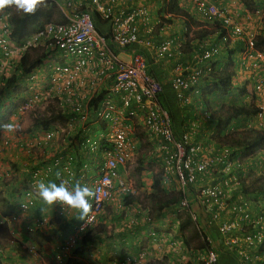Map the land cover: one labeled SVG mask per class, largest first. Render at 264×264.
Returning <instances> with one entry per match:
<instances>
[{"label":"built area","instance_id":"obj_1","mask_svg":"<svg viewBox=\"0 0 264 264\" xmlns=\"http://www.w3.org/2000/svg\"><path fill=\"white\" fill-rule=\"evenodd\" d=\"M51 1L66 20L45 22L21 42L9 38V13H0V78L14 71L26 48L41 46L49 51L47 61L21 77L23 101L17 111L19 115L32 113L33 119L52 117L41 127V139L30 142L33 134L27 133L29 139L16 137L13 141L32 162L25 164L29 177L17 196L16 213L2 220L10 225L19 221L21 213L33 205L36 183L45 182L47 175L57 184L64 180L69 187L77 181L87 185L95 191L87 222L78 219L71 227L75 235L52 247L55 262L72 258L77 236L95 224L107 204L137 195L123 173L135 160L139 128L153 143L161 184L180 194L170 214L174 221L166 222L162 232H150L151 241L166 242L165 246L175 249L174 235L179 233L176 215L188 210L195 221L194 204L202 210L207 229L214 227L217 233L216 240L209 235L203 238V253L197 257L203 264H218L219 247L231 252L236 264H264V211L252 213L250 202L238 193L247 162L233 152L235 149L195 139L199 122L210 119L203 108L198 115L192 112L191 118L182 120L175 132L168 108L160 101L162 83L148 72L146 53L137 49L144 46L153 50L152 58L171 64L169 90L179 107H187L200 93V80L211 72L212 62L228 47L229 40L239 41L235 72L240 69L248 75L245 82L251 83L256 107L255 114L246 118V127L264 131V48L256 47L257 33L239 23L238 13L222 5V0H189L196 14L216 28L213 38H201L197 47L186 53L181 50L182 36L165 34L167 25L159 17L150 20L145 0ZM95 17L105 23L104 30L96 26ZM117 52H126L128 59H120ZM250 117L256 120L254 124ZM10 140L0 134L2 149ZM74 147L89 156L86 162H77ZM3 177L7 172H0V180ZM132 208L147 220V206L123 205L126 212ZM69 214L62 213L59 205L54 207L53 215L59 221ZM29 224L26 231L38 229L43 234L51 225L44 214ZM145 254L143 249L137 257L126 254L106 264L139 263Z\"/></svg>","mask_w":264,"mask_h":264},{"label":"trees","instance_id":"obj_2","mask_svg":"<svg viewBox=\"0 0 264 264\" xmlns=\"http://www.w3.org/2000/svg\"><path fill=\"white\" fill-rule=\"evenodd\" d=\"M154 1H155V4L158 5L156 9V13L159 16H163L167 14L166 17H161L160 19L161 23H170L173 18H176L182 22L184 28L186 29L185 36L184 34L181 35L182 36L181 50L183 51V48H184L185 51L183 52H186V53L194 50L197 47L198 42L196 40L194 43H192V41L191 43H189V40L186 41L187 31L189 32L192 26H194L196 23L194 21V18L190 14V11L181 7L179 5V0H154ZM260 1H264V0H260ZM240 2L246 9H248L251 6L250 0H241ZM145 3L149 4V1L146 0ZM256 4H258V2L253 1V5L256 6ZM6 10L9 13L8 14V25H9V31H10L9 38L16 42H21L23 41L24 38L29 37L45 22H49V21L63 22L66 20L65 17L56 8V6L51 0H45V4L40 6L34 15H25L22 12L17 11L14 7L8 8ZM97 20L98 19L96 17L95 19L96 23H97ZM191 32L193 33L192 35L193 37H190L192 39H197L198 36L199 38H201V37L208 35L205 29H200L199 26H196L194 28V31L192 30ZM169 36H172V35H169ZM237 45L239 46L238 50L236 49L234 51L233 49L232 53L238 52L237 54H239L241 43L238 41ZM185 46L189 47L190 50H188V48L186 50ZM256 47L260 49L264 47V37L262 34L258 35V41L256 42ZM48 52H46L44 48L41 46L26 48L20 54L19 60L16 64L14 71L10 75L5 76L6 79L1 78L0 97H3V98H0V125H2L5 120H7L6 118H8L12 110L14 111L17 105L22 103L23 101V99H20V102L16 103V101L14 100L16 94L19 93L18 91H19V86L21 85L20 84L21 79H22L21 77L24 74L31 72L33 69L39 67L43 61H47L48 60L47 58L49 55ZM230 54H231V49L225 50L223 54V57H226L224 61L229 64L231 61L230 59L234 61L232 57H229ZM221 57L222 56H219L215 61L212 62V65H211L212 70H213L214 62H216L217 60H220ZM224 61L217 62V64H223ZM234 62L235 64H237L236 63L237 58ZM148 72H150L149 68H148ZM233 73L231 69H224L222 72H219L216 77L212 75L211 78H215V79L213 80L210 79L211 80L210 85H208L209 83H203V86L200 88L201 93L198 94V96H195V98L193 97L192 104L190 106H187V107L182 106L180 108H178L175 104H173L167 98V96H165V95H168L169 90L166 87V83L163 84L161 82L163 92H164V97L162 94L160 101L166 104L168 108V111L172 118V124H173L175 132H178L176 130L177 126L178 124L182 122L177 119L176 112L178 113L181 112L182 114L181 118L183 121H185L187 118L192 117L191 114L195 110V109L192 110L193 108H196L198 106L205 108L206 105H209L212 101H215L213 100V98L218 99L217 97H213L212 100L207 99L205 96L207 93L211 95L216 94L218 97L222 99V97L229 92V88H231V85L236 81L237 74H233ZM160 79L162 80V78ZM207 80L208 79L205 77L203 78L202 82H207ZM202 93H203L202 96H204V98L201 96ZM22 94L23 92L20 91L19 95H22ZM196 102L198 104H196ZM5 106H6L7 113H9V110H11L9 115H3V110ZM225 112L226 114L223 117L212 115L213 116L212 118L215 121L213 122L211 120L209 121L210 123L209 130H211V127H213L215 131V135L218 138H223L225 136L224 132L228 130L229 128H231L230 126H232V122L236 121L238 117L245 118V117L254 115L256 112V108L254 106L251 107V106L233 105L232 107L227 108ZM53 117H54L53 119H55L57 116H53ZM51 118L48 120H46L47 118H40V117L34 118L33 125H39L40 127L42 126L46 127L48 124L46 122H49L50 120H52ZM207 122L208 121L202 122V123L201 121L199 122V127L195 135V139L203 143L209 142V140H211L213 137V136L209 137L208 135H206ZM239 133H240V139H236L235 141L236 142L235 144H237V150L233 151L236 155L243 157L245 155L250 154L251 156L256 150L258 149L260 150L264 147V131L248 128L244 131H240ZM228 136L229 135L227 133L225 138H227ZM212 143L215 144V142L213 141ZM149 188H150V191L148 192L146 197L148 198V201L153 206L155 210V215H157V219L162 220L161 218H166L169 223H172L174 219L170 216L171 210H172L173 205L177 203L180 194L174 190H169L165 188L160 182L159 174L153 175L152 182ZM238 193H241L242 197L250 202L249 205H250V209L252 213H259L261 211H264V175L262 173H258L257 175H248L244 179H242L241 187ZM137 196L138 195L129 194L127 195V197H123L121 199L122 200L121 205L126 206V205H132L135 203H139L143 207L144 203H141L137 199ZM1 200H4V199H1ZM3 204L6 205L7 208L3 209L1 213L2 216L7 215L8 213L12 212L13 209L14 210L16 209L15 205L13 204H8L5 201L3 202ZM8 207H9V211H7ZM149 210L151 212L150 208ZM35 211L39 213L40 207H36ZM123 212H124L123 215L125 218V222H127L126 226H128V229L130 228L131 230L135 229L134 225L138 221V217H137L138 213L136 212V210L132 208L131 210H129V212H126L123 209ZM52 217H55V216L53 215ZM131 217H135V218L132 220V222H129L130 220L129 218ZM176 219L178 221L177 228L179 231V233L177 232V234L174 235L176 246H175V249L171 247L166 249L165 248L166 244L165 243L163 244L165 249L164 251L160 253L162 254L163 252L166 251L165 253H163L165 255L162 254L163 256H166V261L164 262V264H203V262L197 258L199 255L203 253V249H204L203 238L204 236L209 235V236H212V238L216 240L217 233H215V228L211 227L207 229V227L205 226L207 230L212 231V234H208L207 230L206 232H203L202 227L199 224L201 222H204L205 220V216L202 210H200L198 215L195 217V221L192 220L188 210L183 211V215L181 216L177 214ZM70 224L71 223H68V226ZM195 224L198 229H195L193 227ZM145 225H147V223ZM63 228L66 229L67 225L65 226L61 225L58 227V229L60 230H62ZM189 228H192V230L195 229V231L192 232L191 229L188 231ZM146 231H148V229H146ZM183 231H188L189 234L183 235L182 233ZM26 232L27 234L24 235L25 238L23 235H21L18 242L19 243L22 242L21 241L22 239L24 241L30 240L32 243H34V241H32V239L34 238H30V236L28 235L30 232L29 231H26ZM33 233L37 235L38 237L44 238V240H49L47 237H43V234L38 229L33 231ZM30 235H33V234H30ZM93 236H96V235H95V228L92 227L91 229L87 230L85 234L81 237L80 244L73 249V253L82 255L86 250L85 249L86 243L89 242V240ZM196 236L200 237V242L198 241L197 243L194 244L191 242V240L196 239ZM0 239L6 240V241L14 240V237H12L10 230H9V224L5 220L0 221ZM2 256H3V253L0 252V264L4 262V259ZM110 260L112 259H109L108 261ZM64 263L65 264H81L79 261H76L75 258H68L65 260ZM217 263L218 264L220 263L219 256H218Z\"/></svg>","mask_w":264,"mask_h":264},{"label":"rangeland","instance_id":"obj_3","mask_svg":"<svg viewBox=\"0 0 264 264\" xmlns=\"http://www.w3.org/2000/svg\"><path fill=\"white\" fill-rule=\"evenodd\" d=\"M146 1V0H145ZM241 0H224L221 4L222 5H227L229 6L230 10H232L233 12H237V16H236V20L241 23L246 29H250L252 31H255L257 33V38H256V42L258 41V35L259 34H263L264 33V1H260L258 2V4H256V6L253 5V1L254 0H250L251 2V6L248 9H245V11L240 12V10H238V4H240ZM248 2V1H247ZM56 6V4H54ZM235 6H237V8H235ZM57 9H59L56 6ZM242 8V7H241ZM192 11V9H191ZM256 11V12H255ZM193 12V11H192ZM190 13L192 15V17L194 18V21L196 22L194 26H192L191 30L188 32L187 31V36H188V40L190 37H193V33L191 32L192 30L194 31V28L196 26H200V29H205V31H208V35H210V33L214 34V29L215 24L214 23H209L206 21H202L201 17L198 16L196 13ZM54 18V17H53ZM176 18H173L171 20V22H173ZM170 22V24H171ZM251 22L252 25L249 23ZM168 25L165 28V31H168L169 28V24H165ZM201 25H205V26H201ZM158 26V25H157ZM156 26V28L154 29V34L157 33L158 31V27ZM183 29V28H182ZM255 29V30H254ZM186 30V29H185ZM184 31V29H183ZM186 32V31H184ZM182 32V34L184 33ZM168 35H172V33H165ZM195 34V33H194ZM206 35V36H208ZM196 36V35H195ZM200 38L197 37V40H199ZM195 40V39H193ZM237 40H229L228 42V47L225 46V49L222 51L221 55V59L217 60L216 62H214L213 65V70H211L210 73L206 74L205 76L202 77V79L200 80L198 89L199 92L201 91L200 88L203 86V83H209L208 85L211 84V80L210 79H215V78H211L212 75H214V77H216L218 75L219 72H222L224 69H231L233 74H237L236 76V81L231 85V88H229V92L224 95L222 97V99L220 97H218L216 94H206V98L209 100H212L213 97H217L218 99H214L215 101H212L209 105H206L205 109L208 113H209V117L210 120L213 122L215 120H213V116H219V117H223L226 112L225 110L229 107H232L233 105H241V106H251L253 107L255 105V99L252 97L251 95V91H250V82H245L244 79L248 78V75L244 72H242L240 69H238V72H235L238 68V64H235V60L236 58L238 59V52L232 53V50L234 49V51L236 50V48L233 47V44L236 43ZM186 50L189 47H186ZM264 48V47H262ZM227 49H231V54L229 55V57H232L234 59V61L232 59H230V64L226 63L224 60L226 59V57H223V54L225 52V50ZM238 50V49H237ZM150 59V58H149ZM151 62V59L149 60ZM223 62V64H217V62ZM237 63V62H236ZM8 76V75H7ZM207 78V82H202L203 78ZM1 78L6 79L4 76H2ZM0 78V79H1ZM4 81V80H3ZM240 81V82H239ZM21 85L19 86V93L16 94L14 100L16 101V103L20 102V99H23L22 96H19L20 94V90L23 92V84L20 83ZM40 86H38L39 88ZM243 89V90H242ZM201 93V92H200ZM199 93V94H200ZM203 95V93L201 94V96ZM204 98V96H202ZM195 98V96H194ZM196 104H198L196 102ZM18 106V105H17ZM198 106V105H197ZM16 112L17 111V107L15 108ZM11 112V110H9V113ZM194 112H196V114L198 115L201 112V107H196ZM9 113H7L6 111V106L4 107L3 110V115H9ZM23 114V113H22ZM21 114V116H22ZM25 114V113H24ZM7 117V116H6ZM19 117V116H18ZM33 118V116H32ZM251 118V124H254L256 122V120L252 117ZM7 120H5L3 122V124L6 123H11L10 119L6 118ZM209 120V121H210ZM20 123H22V119L21 117H19V119H16L14 121V123H12L15 127H21ZM245 124H246V120L243 119L242 117H238L236 121L232 122V125H234V127H236L238 130L237 131H233V132H229V130L225 131V136L228 133V137L225 138V136L223 138H218L215 135V131L214 128L211 127L210 133H209V137L213 136L211 140H209L210 143L215 142L216 146H228L230 149L233 148H237V144H235L236 139H240V131H244L247 129V127L245 128ZM3 130V129H1ZM224 135V134H223ZM137 136H138V140L135 143L136 146V154H135V160L133 161V163H131L130 165H128L125 170H124V176L126 178L127 181H129L132 186L138 191L137 192V199L141 202L144 203L145 205H147L150 209L151 212H149V215L147 217V229L148 231L145 232V236L143 237L142 234H140V238L138 239L139 241H137V243L140 245L141 248L146 247V245L148 244V239L151 240L149 233L150 232H154V233H159L165 230L164 225H160L159 221L157 220V215H155V210L153 208V206L151 205V203L148 201V198L146 197V195L148 194V192L150 191V184L152 182V177L155 174H159V170H158V164L157 162L154 160L153 155H152V146L153 143L150 142L147 139V136L144 134V132L142 131V129H137ZM214 144V143H212ZM3 146H0V151H2V153H4V155L0 154V164H4L7 165V168L9 171H11V173L15 172L17 170V165L12 162V160H10L8 157H6L5 153L7 152L6 149L7 148H3ZM2 149V150H1ZM261 152H264V147L262 149H258L256 150L251 156L250 154L243 156V160L247 162V170L244 173V177L248 176V175H257L258 173H262L264 175V153L261 154ZM36 154V153H35ZM262 155V156H261ZM11 157V155H8ZM88 155L85 156V159H88ZM28 160V159H27ZM1 167V165H0ZM16 181V178H12V175H10L9 177H3L0 180V220H2L4 216L1 215L3 209H6V205L3 204V202H7L9 203V200L11 199L9 194H12L13 192V188H14V182ZM4 199V200H1ZM117 203L116 206H114V209L111 206H106L104 208V210L102 211V213L108 209L107 213L110 214V212L115 216L114 219H110L108 221H103L102 223H99L98 226H96L95 229H99L100 231H102L104 238H108L109 240V235L111 236L112 233H116L117 231H119V233H122V231L124 232L125 230H130L128 229V226H126L127 222H125V218H124V212H123V205L119 204L120 202H122V200L120 201V199H116ZM115 203V201H114ZM108 207V208H107ZM9 211V207L8 210ZM11 213V212H10ZM180 216L183 215V210L180 211L178 213ZM127 220V219H126ZM49 222L51 223V225L47 228L48 232L46 234L43 235V237H47L49 240H44V238L42 237H38L37 235H35L33 233V231H29L30 233L28 234L30 236V238H34L32 239V241H34V243H32L30 240H25L22 242H18L20 235H17L14 237V240L12 241H6L3 239H0V249H3L6 251L8 250H12L11 252V257L14 255L13 253H21V254H25L29 257L30 260H36L39 261L40 258H43L45 260L44 264H65L63 263V259L60 262H52L50 260V252L46 251L45 254L39 252L40 251V247L43 246L44 243H50L53 245V238L54 234L57 231V225L59 220L56 219L55 217H52V214L50 215L49 218ZM158 223V224H157ZM125 225V226H124ZM132 225V224H131ZM137 227V225H136ZM135 227V229H136ZM195 229L196 226H193ZM126 228V229H125ZM124 229V230H123ZM133 229V230H135ZM192 230V228H189V230ZM192 230L193 231H195ZM188 231H183V235H187L189 234ZM60 232V231H59ZM51 233V234H50ZM33 234V235H30ZM49 234L51 235V237L49 236ZM33 236V237H32ZM78 239L81 237L80 235L77 236ZM76 237V238H77ZM63 238L59 237V239H57V241H62ZM55 240V239H54ZM200 242V237L196 236V239L191 240L192 243H197ZM53 242V243H52ZM166 244V242H164ZM51 245V246H52ZM29 247H31V251L29 252L28 249ZM11 248H15V249H11ZM49 248V246H48ZM87 251L89 252L91 251L93 254H97V250L94 247H90L89 245L86 246L85 248ZM95 249V250H94ZM147 251V250H146ZM13 252V253H12ZM7 254V252H5ZM165 253V252H163ZM4 255V253H3ZM165 255V254H163ZM152 257L150 260L148 259L146 261V264H150V262H152V264H161L166 261V256H162V254L158 255V256H150ZM158 257V258H157ZM109 259V258H108ZM76 261H79L81 264H90V258L87 257H81L80 260H78L77 258H75ZM155 260V261H154ZM95 261H97L95 259ZM174 263V261H173ZM39 264H42V262L40 261Z\"/></svg>","mask_w":264,"mask_h":264},{"label":"crops","instance_id":"obj_4","mask_svg":"<svg viewBox=\"0 0 264 264\" xmlns=\"http://www.w3.org/2000/svg\"><path fill=\"white\" fill-rule=\"evenodd\" d=\"M148 1H149V4H146V7L149 11L150 20H153L156 17H159V15L156 13V9H157L158 5L155 4L154 0H148ZM222 1H224V0H222ZM254 2H259V0H254ZM179 5L185 9H187L188 11H190V13L192 12L189 0H179ZM240 5H241V3L237 5L239 8L238 10L245 11L246 8L242 6L244 8L243 9L240 7ZM237 6H235V8H237ZM5 11L8 12L7 10H5ZM248 11H249V9H248ZM163 16L166 17L167 14L163 15ZM163 16H160L159 19ZM95 19H96V17H95ZM249 23L252 25L251 22H249ZM97 26L100 29L104 30L105 23L98 19L97 20ZM201 26H205V25H201ZM183 27L184 26H183L182 22L179 19H175L173 22H171V24L169 23L168 31L167 32L164 31V32L165 33L170 32V34L172 33V37L181 36L182 32H183V29H182ZM206 32L209 33L208 31H206ZM262 35L264 37V33ZM184 36H185V33H184ZM208 37L213 38L214 34L210 33V35H208ZM202 38H205V36ZM195 40H197V39H195ZM195 40L190 38L189 43H191V41H192V43H194ZM186 41H188V36H186ZM233 47L236 49L239 48V46L237 45V42L233 44ZM137 49H139L140 51H144V53H146V57H147V61H148V68H149L150 73L153 76L158 77L159 80H161L160 78H162L161 82L163 84L166 83V87L169 90L168 83H167V76L169 75L168 73H169L171 64L165 63L162 60H157L154 57L152 58V56H153L152 51L153 50L150 51L148 48H146L144 46H141ZM183 51H185L184 48H183ZM116 54H118L119 58L122 60L128 59V54L126 52H122V53L117 52ZM149 58L151 59V62L149 61L150 60ZM166 87H165V89H166ZM22 95H19V96H22ZM165 96H167V98L173 104H175L178 108H180L176 104L170 90L168 92V95H165ZM163 97H164V92H163ZM0 98H3V97H0ZM194 109L195 108H193L192 110H194ZM18 116L21 117V119H22V123H20V126H22V128L21 127H15V131H12V132H8L6 130H0V134L7 135L9 137V139H11L10 140L11 143L7 147V149H6L7 152L5 153V155H6V157H8L10 160H12V162H14L17 165V170L15 172L11 173V171L8 170L7 165H4L3 163L0 164L1 165V167H0L1 173L7 172V177L12 175V178H16V181L13 184L14 185L13 190H15V191L18 190V192H13L12 194H9L11 199L9 200L8 204H13V205H15V202L19 200V199H17V196H19L21 194V192L23 191V189H25V188H23L25 186L24 181L27 180V178L29 177L28 174L26 173L27 170H26L25 164H27V162H30V163L32 162V161H30V159L28 157L29 155L28 154L26 155L24 153V150H22L19 146H16L13 141L16 137H23V139L25 137L26 139H29L27 133L33 134V137H31L28 140L30 142H31L32 138H33L32 141L35 142V141L41 139V136H42L41 127L39 125H33L34 119L32 118V116H33L32 113H28V112L25 114L23 113L21 116L16 112V110H14V111L12 110V112L8 116V119L11 120L10 121L11 123H14V121L16 119H19ZM181 116H182L181 112L180 113L176 112V117L179 121H182ZM180 124H178V126H177V129H176L177 131H179V129H180ZM209 124L210 123L208 121L206 124V129H207L206 135H208L210 133V130H209L210 125ZM2 151H0V154L4 155V153H2ZM72 151L74 152L73 155H75L74 157L76 158L78 163L81 164V163H84L87 161V159H85V156L87 154H84L83 150H80V149L74 147L72 149ZM8 155H11V157ZM49 182H55L56 183V179L51 175L50 176L47 175L45 177V183H49ZM42 206L43 205L41 204V202L37 196V193H36V195L33 199L32 207L28 211H26L25 214H23L24 219L19 218V221L13 222V223H11V225L9 224V230H10V233H12V237H15L17 235H20V236L26 235L27 232H26V229L24 227L27 225H30L29 223L36 216L41 215V214H45L49 218L51 214L53 215L54 207H48L47 210L44 211L43 213H41V211L39 213L35 211L36 207L41 208ZM107 206H111L114 209V206H116V205L114 202H111ZM107 211H108V209L106 210V212L104 211L103 213H101L97 217L96 224L92 226L93 228H96V226H98V224L102 223L103 221H108L110 219H112V220L114 219L115 216L111 212H110V214L107 213ZM191 211L195 214V217H196L198 215L200 209L196 205L192 204L191 205ZM13 213H16V209L15 210L13 209L12 214ZM7 215H10V213H8ZM7 215H5V216H7ZM157 220L159 221L161 226L166 225L165 224L166 222L164 220H160V219H157ZM60 221H59L60 223L58 222L57 228L61 225L62 226L67 225V228L66 229L63 228L62 230L58 229V232H56L54 234L55 238H53V242H54V243L52 242L53 245L56 244V242H58L57 239H59V237H61L63 239H65V238L67 239L68 237L73 236L74 232L72 231L71 227L73 224H75L78 221V219L76 218L75 213H70L64 220H60ZM68 223H71V224L68 226ZM146 223L147 222H142L141 218L139 217L137 227L135 226L136 227L135 230H131V229L125 230L124 232L122 231V233H119V231H117L116 233H112L111 236L110 235L108 236L109 240H108V238H104L102 231H100L99 229H95V235L96 236H93L89 240V242L86 243V246L89 245L90 247H94L97 250V254L95 255L91 251L86 252L87 250H85V252L82 255H78V254H75L73 252H72V255H73V257H76L78 260H80L81 257L90 258V261H88V262H90V264H106L109 259L113 260V259L121 258V257H123V255H126V254L130 255L131 257H137L139 252L144 249L145 253H146L144 259H141V261L139 263H128V264H146V261L148 259L153 260V259H151L152 257H150V256H158L159 254L161 255L160 252L164 251L165 248L166 249L169 248L168 245L164 248L163 244L155 243V242L148 239V244L146 245V247H144L143 249L140 250L141 247L137 243V241H139L138 239L140 238V236H139L140 234H142L143 237L145 236V231L147 229V226L145 225ZM199 224L202 227L203 232H206L207 229L205 228V222H201ZM11 226H13V230H11L12 229ZM143 226H144V228H143ZM207 231H208V234H212V231H209V230H207ZM50 234H49V236L51 237ZM74 235H75V233H74ZM24 238H25V236H24ZM21 241H24V240L21 239ZM80 241H81V238L78 239L76 246H78L80 244ZM51 245L52 244H50V243H44L43 246L40 247L39 252L45 254L46 251H49L50 252V260L52 262H54L55 259L52 256L53 245L52 246ZM48 246H49V248H48ZM12 249H15V248H12ZM10 251H12V250H8V251H6V249L4 250V255L2 256L4 259V262L2 264H39L40 261L42 262V264L45 263V260L43 258H40L39 261L30 260L27 255L21 254V253H13L12 252L14 255L11 257ZM15 251H16V249H15ZM28 251L29 252L31 251V247H29ZM5 252H7V254ZM218 256H219V261H220L219 264H236L234 259L231 256V252H229L227 249H224L223 247L218 248ZM95 259L97 261H95ZM150 264H152V262H150Z\"/></svg>","mask_w":264,"mask_h":264},{"label":"clouds","instance_id":"obj_5","mask_svg":"<svg viewBox=\"0 0 264 264\" xmlns=\"http://www.w3.org/2000/svg\"><path fill=\"white\" fill-rule=\"evenodd\" d=\"M44 4H45V0H0V13L5 12V10L8 9V8H13L14 7L17 11L22 12L25 15H34L36 13L37 9L40 6L44 5ZM242 6L243 5L241 4L240 7H242ZM192 11L194 13H196L193 9H192ZM240 12H242V11L240 10ZM163 17H165V16H163ZM164 24H169V23H164ZM183 29L185 31L184 27H183ZM196 41H198V40H196ZM261 49H263V48H261ZM250 91H251V88H250ZM251 95L254 98V95H253L252 92H251ZM254 107H255V105H254ZM246 118L247 117H245L243 119L246 120ZM230 127L232 129L229 128L228 129L229 132L230 131L233 132V131H237L238 130L236 127H234V125H232ZM245 128H246V124H245ZM0 129L6 130L8 132H12V131H15V126L12 123H6V124L0 125ZM247 129H248V127H247ZM250 129H255V128L252 127ZM255 130H257V129H255ZM233 149L237 150V148H233ZM263 153L264 152H261V154H263ZM35 187H36V190H37V196H38L41 204L43 205L40 208L41 213L46 211L48 207H55L56 205H59L62 213H75L77 219H79L80 221H84L85 223L87 222V218H88V216H89V214L91 212V209H92V205H91V203L89 201H90L91 198H93L95 196V191L92 188L88 187L87 185L82 186L80 184V182H78V181L74 185L69 187L64 180H61L59 184H57L55 182L45 183L44 181H38L36 183ZM13 191H15V190H13ZM15 192H18V191H15ZM145 206H147V205L144 204L143 207H145ZM104 208H103V210H104ZM148 209H149V207H148ZM149 212H150V210H149ZM149 212L147 214V217L149 215ZM173 213H174V211H173ZM137 217L138 218L140 217L142 222H147L146 219L145 220L143 219V217L141 216L140 213H138ZM21 219H24L23 213H21ZM161 219L164 220L165 222H168L166 218H161ZM96 221H97V219H96ZM95 224H96V222H95ZM137 224H138V221L134 225V227ZM195 226H196V224H195ZM196 228H197V226H196ZM47 232H48V230H47ZM75 247H77V246H75ZM141 249H143V248H140V250ZM1 252L4 253V250L1 249ZM72 258H76V257H72Z\"/></svg>","mask_w":264,"mask_h":264}]
</instances>
